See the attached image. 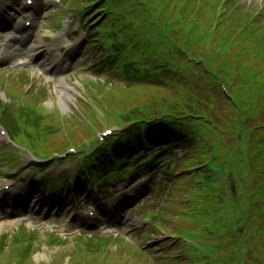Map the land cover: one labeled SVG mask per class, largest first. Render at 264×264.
Returning <instances> with one entry per match:
<instances>
[{
	"label": "rangeland",
	"instance_id": "374dc122",
	"mask_svg": "<svg viewBox=\"0 0 264 264\" xmlns=\"http://www.w3.org/2000/svg\"><path fill=\"white\" fill-rule=\"evenodd\" d=\"M169 1L175 3L177 6H180L182 13H184L185 16H188L195 8V22L193 23L194 20L192 16L189 18L190 21L186 24L187 29L190 30L189 36L191 37L193 46H196V48L192 47V50H196L197 53L201 54L203 57H208L210 47H212L213 45H217L218 47L224 48V54L226 57L224 59L230 61H232V59H235L236 61H232L233 64L237 63L239 65H247L249 67V70L241 66V68L234 70L233 67L228 68L227 66H216V64H213L212 62H208V64H210L212 68L216 69L218 73L226 77L224 78L227 82H230L231 84L234 83L242 87H247L249 96L245 98V94H242V99L244 100L243 106L246 108H251L254 101L250 98L258 94L257 86L260 85V87L264 90L263 28L259 32H257L255 29L256 27H254V25L252 24H248L249 22L247 23L246 19L242 16H235V20H233L229 14H227L226 17L225 10L228 9H225V5L222 3V0ZM253 1H255L252 4L253 6H256L259 2H261V0ZM218 14L220 15L221 23L213 32H210L212 30V27H215L212 20L214 16ZM192 28H194V33L192 31ZM204 33H210L207 42H204L200 38V36ZM195 55L198 56L197 54ZM241 74L242 76L250 75L252 78L251 80H247L246 77L241 78ZM69 85L75 86L70 82ZM15 86L19 89L20 92H25L28 95L30 94V90L24 88L23 84ZM58 87L59 86L56 85L54 89H57ZM112 91L113 90L111 89H105L101 92L94 93L92 91L90 92V94L88 93L89 97H87V101H89L90 103L93 102V107L87 109L89 107H82L79 104H75L74 99L73 101L70 100V102L68 103V100L64 99V96L62 97L61 90L60 88H58L57 92H55L53 96H50L45 100L48 108L52 109L54 105L58 106L59 108H61L63 112L62 114H69L71 108L70 106H74L73 109L75 110L72 113L71 123L69 124L68 129L67 126L65 127V130L68 131L66 135L67 137L64 136V133L62 135L55 136L51 139V141H53L55 145L59 143L66 146L70 144V141L71 143H75V141H81L83 139H86L87 136L93 135L94 132L108 126L110 121L113 120L112 117L113 115L115 116L116 111H126L127 107H133L132 105L135 106V104H139L140 102H142V100H146L149 96H156L157 98L167 96V94L163 90L149 89L143 92H138L135 90ZM70 94L71 96L75 95L74 92H70ZM92 96H94L93 100L91 99ZM77 109L78 114H74ZM100 111L104 120H102L98 116V112ZM231 118L232 117H228V119ZM72 125L73 127L71 128ZM73 128L74 130L72 131ZM199 145L201 146L202 142H200ZM224 156L226 160H228L229 154H227V152ZM196 157L197 154L192 157V160ZM244 164L250 166L249 160L246 159L244 161ZM192 167L194 166H191V168ZM199 180L198 183L195 184V188L193 190H187V192H185L181 196V198L187 199V204L178 207L180 214L174 215L171 218L172 225L176 224L177 226L176 233L178 231H187L189 233L194 232L203 223H208L212 220L211 217L206 215L197 214L191 216L187 214L189 212L191 214V210H197L199 207H201L200 209H203L210 204V202H207L206 200L208 192L204 193V191L210 189V185L208 183H205L204 179L202 178ZM235 183L237 185V188L243 189L244 183L239 184L238 181ZM178 226L182 229H180ZM174 230L175 229L172 227V229H169L168 231L173 232L174 234ZM248 245L250 248L252 247L253 251L256 250V246H252V243H248ZM114 247H112V250L115 249ZM69 252L70 250L68 249H65L63 251L48 250L45 246H41L36 252H34L32 264H70L71 259L70 261H68L69 257L67 256ZM112 252L113 254L106 256V258L101 256L93 258L89 257L88 259L84 260L82 264H145L142 260L133 256L134 254L130 251L127 252L125 250H119L116 252ZM38 255H40L41 257H39ZM247 258L248 257L244 258V264H248ZM9 259L10 261H12L11 258ZM74 259H77V257H74ZM230 262L231 264H240V260L234 257L230 259ZM243 262H241V264Z\"/></svg>",
	"mask_w": 264,
	"mask_h": 264
},
{
	"label": "trees",
	"instance_id": "16d2710c",
	"mask_svg": "<svg viewBox=\"0 0 264 264\" xmlns=\"http://www.w3.org/2000/svg\"><path fill=\"white\" fill-rule=\"evenodd\" d=\"M238 113H240V112H238ZM236 117H237L236 122L238 125L236 124L235 127L238 126L239 129L234 130V133H235V136H237V139L241 140L240 131H242L243 126L246 125V120L242 115L237 114ZM254 206L256 207L258 213L262 216L263 223H264V216H263V214H264V196L261 197L259 202L254 204ZM187 214L193 216L192 214H190V212ZM256 241H257V238H256ZM258 242H261V249H262V251H264V241H262V239H259ZM258 262H259V264H264V257H261V258L258 257Z\"/></svg>",
	"mask_w": 264,
	"mask_h": 264
},
{
	"label": "bare ground",
	"instance_id": "6f19581e",
	"mask_svg": "<svg viewBox=\"0 0 264 264\" xmlns=\"http://www.w3.org/2000/svg\"><path fill=\"white\" fill-rule=\"evenodd\" d=\"M71 89H69V88H66V87H62V89H61V94H62V97L64 96V99H66V100H68L69 101V91H70ZM64 103V102H63ZM39 257H41L40 255H38Z\"/></svg>",
	"mask_w": 264,
	"mask_h": 264
}]
</instances>
